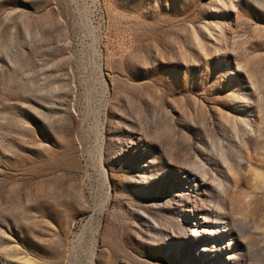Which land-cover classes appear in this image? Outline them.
<instances>
[{
    "label": "rangeland",
    "instance_id": "1",
    "mask_svg": "<svg viewBox=\"0 0 264 264\" xmlns=\"http://www.w3.org/2000/svg\"><path fill=\"white\" fill-rule=\"evenodd\" d=\"M0 264H264V0H0Z\"/></svg>",
    "mask_w": 264,
    "mask_h": 264
}]
</instances>
